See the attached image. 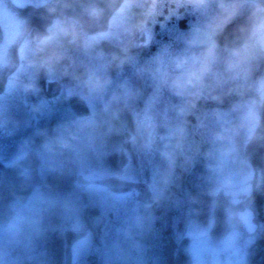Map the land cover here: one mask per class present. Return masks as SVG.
<instances>
[{"label": "clouds", "instance_id": "1", "mask_svg": "<svg viewBox=\"0 0 264 264\" xmlns=\"http://www.w3.org/2000/svg\"><path fill=\"white\" fill-rule=\"evenodd\" d=\"M0 264H264V0H0Z\"/></svg>", "mask_w": 264, "mask_h": 264}]
</instances>
